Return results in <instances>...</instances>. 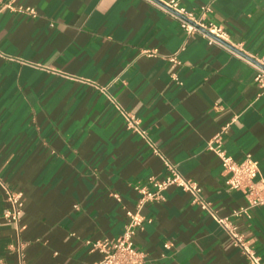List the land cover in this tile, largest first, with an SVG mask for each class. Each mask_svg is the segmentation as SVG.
Here are the masks:
<instances>
[{"label":"crops","instance_id":"0c3cea01","mask_svg":"<svg viewBox=\"0 0 264 264\" xmlns=\"http://www.w3.org/2000/svg\"><path fill=\"white\" fill-rule=\"evenodd\" d=\"M168 1L0 0V181L24 192L25 264L97 261L90 242L120 236L140 198L135 187L168 174L149 143L198 182L219 217L248 200L227 188L208 148L215 136L237 161L251 153L264 180L257 64L185 30ZM179 1L196 18L208 7L204 21L220 26L224 41L264 58V0ZM109 97L146 137L127 128ZM164 195L141 209L134 242L144 264H250L189 193L171 186ZM7 207L0 183V256L15 263ZM248 213L233 221L264 262V206Z\"/></svg>","mask_w":264,"mask_h":264},{"label":"built area","instance_id":"2783aa9c","mask_svg":"<svg viewBox=\"0 0 264 264\" xmlns=\"http://www.w3.org/2000/svg\"><path fill=\"white\" fill-rule=\"evenodd\" d=\"M165 4L190 20L188 21L177 15L181 20L182 27L188 32H201L207 37L209 44L220 42L214 37L206 34L202 29H206L213 35L225 40L224 31L220 26L212 22L204 21V15L208 7H202V16L196 18L191 11L180 4L179 0H170ZM15 10L34 17L37 16V10L32 6L20 5L17 6ZM169 59L173 62H179L175 54L170 56ZM259 62L264 65V58L259 60ZM255 67L257 68L255 82L258 87L264 91V68L258 65H255ZM109 99L124 116L127 128L139 132L142 136L146 137V132L140 129L136 118L132 114L124 111L113 98L109 97ZM149 145L153 152L163 159L168 174L163 178L152 176L149 178V185L135 187L140 194V198L138 199L136 210L127 212L128 221L125 224L123 233L114 239L104 238L91 241L90 246L92 250L99 252L101 257L93 263L85 264H144L146 255L136 247L134 242V235L136 231L143 226L145 220L141 215V209L147 202L164 200V192L171 186L179 187L183 191L189 193L192 197V202L198 204L201 209L207 211L209 215L220 224L232 238L234 245L247 257L250 264H264L262 258L247 243L243 233L239 231L237 224L233 221V218L248 215L250 208L264 206V180L260 176L259 162L253 155L247 153L241 161L235 160L224 150L220 134L215 136L208 144V148L214 151L221 160L223 170L226 174L225 184L227 188L242 191L248 200L247 207H240L234 210L229 217H219L212 208L210 202L204 198L202 187L198 182L185 178L179 172L177 166L165 158L158 148L151 143H149ZM0 183L5 191V199L8 203V207L4 210L1 217L14 225L17 232V241L8 245V251L16 256L17 262L8 263L0 256V264H25V243L20 237V233L23 229L21 225V216L24 208V192L21 190H13L2 181H0ZM165 247L168 248L169 244H165Z\"/></svg>","mask_w":264,"mask_h":264},{"label":"water","instance_id":"95a60500","mask_svg":"<svg viewBox=\"0 0 264 264\" xmlns=\"http://www.w3.org/2000/svg\"><path fill=\"white\" fill-rule=\"evenodd\" d=\"M165 5L168 9H170L172 12H174L175 14H177L178 16L184 18V19H187L186 17L180 15L177 11L169 8L166 4H163ZM188 20V19H187ZM190 21V20H188ZM206 34H208L209 36H212L214 37L215 39H217L219 42L223 43L224 45L228 46L229 48L233 49L234 51L238 52L239 54H241L242 56L246 57L247 59L253 61L254 63H256L258 66L264 68V65H262L258 60L250 57V56H247L246 54H244L243 52L239 51L238 49H236L235 47H233L232 45H230L229 43H227L226 41H224L223 39L213 35L212 33H210L209 31H207L206 29H202Z\"/></svg>","mask_w":264,"mask_h":264}]
</instances>
